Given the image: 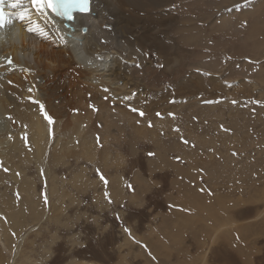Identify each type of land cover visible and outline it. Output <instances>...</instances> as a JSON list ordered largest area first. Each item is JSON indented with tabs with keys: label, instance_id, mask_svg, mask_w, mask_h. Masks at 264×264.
<instances>
[{
	"label": "rangeland",
	"instance_id": "374dc122",
	"mask_svg": "<svg viewBox=\"0 0 264 264\" xmlns=\"http://www.w3.org/2000/svg\"><path fill=\"white\" fill-rule=\"evenodd\" d=\"M182 5L185 11L179 12L183 14L180 18L191 19L188 22L192 28L196 25L192 30L194 44L190 46L188 59L193 72L190 73L193 74L194 79V83L192 81L189 85L190 96L186 97L190 100L184 103L183 96L178 93L183 87L181 80L184 78L185 69L179 68L174 74L162 73V76L156 80H147V83H153L149 87H156L155 90L161 89L165 92H172L176 88L177 90L172 92L176 93L174 95L176 98L169 100L163 96L157 105L150 106V114L145 113L144 116L138 114V117L134 118L114 117L111 114L107 115L98 106L95 107L96 110L91 114L92 121L90 120V124L93 123L95 127L87 131L93 145L92 153L84 155L85 153L78 149L73 156H69L72 154L70 152H64L69 157L66 155L57 157L59 148H48V156L50 154L51 158L49 157L50 169L46 173V178L43 169L37 166L36 160L31 158L24 165L23 160L17 163L19 171L24 172L36 187L37 196L34 200L38 199L36 202H41L43 205L40 208L42 215L37 217V220H34L31 217L33 213L27 210L21 216L27 224L22 229L24 243L20 249V263L47 264L57 260L60 261L58 264H185V262L202 264L204 254H200L201 251H198L197 243L194 242L199 235L192 230L190 222L184 230H179L183 217L188 219L192 212L193 215L195 213L194 216L200 217L202 213L194 204L190 207L192 204H189V195L185 193L183 187H180L183 183L180 182L181 180L178 181L179 177L174 170L167 163L165 165L163 159L158 158V153L163 155L165 152L163 156L178 166L182 165V169L187 170L192 167L189 171L197 173L198 170L200 171L198 173H205L191 174L194 180L203 181L201 186L203 185L205 190L208 189V197L214 196L210 201L212 207L214 204L213 208L210 204L213 210L221 209L222 212L224 206L220 208L219 203H229L230 212L227 211L225 215L229 214L234 218L235 215L240 214L238 216L240 223L243 220V223H246L254 216L259 217L254 227L248 229V232L245 231L244 236L238 237L234 234L233 243L221 241L207 246L204 263L264 264V219H262L264 218V0H190L191 7L189 4ZM184 16L186 17L183 18ZM207 32L209 36H206ZM177 38L178 44L184 45L183 38L178 35ZM195 41L198 46L195 45ZM199 45L204 48L199 49ZM154 82H157L156 85ZM228 84L232 87H228ZM240 84H244V89L241 88V91L238 86ZM247 93H252L253 96L247 97ZM233 100L236 101L235 104L232 103ZM253 100H258L260 103L254 104L251 102ZM190 104L192 107L195 104V108L189 107ZM168 108L170 109L167 112ZM157 111L161 116L156 115ZM187 111L190 113V119L186 121L189 123L188 126L180 124L172 126L168 123L166 129L161 130L153 121V118L158 121L169 118L172 122L184 123L182 117ZM79 112L86 113L83 106L80 107ZM170 113L173 115H169ZM68 114H65L66 117ZM134 121L145 123V126L149 125L146 127H151V130L158 129L156 130L158 132H152V135L146 130L138 133L129 126ZM102 124H107L108 127ZM171 129L176 132H172ZM54 135L57 137L60 135L62 138L64 136V139L72 137L67 131L56 132ZM159 137H163V144ZM184 140L188 143L185 144ZM26 150L32 152L30 148ZM149 152L155 155L150 157ZM227 161L229 164L226 166L229 167V171L231 169L232 174L230 178L222 177L221 172L218 174L219 171L224 172L222 169L226 167L224 165ZM239 162H243V165ZM1 163L3 162L0 160V170L4 169L0 172L2 182L0 206L3 199L10 200L13 198L10 195L13 194L15 203H18L21 197L14 193L17 183L9 178L8 169ZM236 167L240 169L237 170ZM254 167L256 169L253 171ZM207 169L216 173L210 172L208 175ZM238 172L237 185H240L241 191L237 189L233 180V173ZM257 172H260L258 176ZM101 174L107 180V185L100 179ZM204 179L215 181L213 182L215 186L212 184L215 188L209 190ZM53 184H56L58 191L51 196L48 191ZM251 185L255 188L251 189L249 187ZM223 188L226 190L224 191ZM250 189L256 190L251 193ZM221 190L223 192L216 196L215 193ZM171 201L176 202L178 206ZM54 207L58 209L55 210ZM177 207L182 210H177ZM9 211H0V216L7 222L10 221ZM163 217H167L169 221L165 223ZM204 219L201 221L200 217V220H197L201 221L196 228L199 232L205 224H208H204L206 222ZM125 229L130 231L126 232ZM189 245H191L188 247L190 254L187 255L185 248ZM201 257L202 263L199 260H191Z\"/></svg>",
	"mask_w": 264,
	"mask_h": 264
},
{
	"label": "bare ground",
	"instance_id": "6f19581e",
	"mask_svg": "<svg viewBox=\"0 0 264 264\" xmlns=\"http://www.w3.org/2000/svg\"><path fill=\"white\" fill-rule=\"evenodd\" d=\"M182 4H189V7H191L190 0H181L180 2L179 0H92V10L90 14H74L75 20L71 22L61 20L51 13H49L47 17H44L33 11L31 13L32 22L33 24H38L39 27L44 30L43 35L28 33L26 31V25L18 21L14 22L12 26H6L4 30L0 31V64L7 65V59L9 57L13 60L11 68L0 66V160L3 162L1 165L8 169L9 178L17 183L14 193L21 197L18 203L14 201V194L10 195L13 197H10V200L2 198L3 201L0 206V211L7 212L11 210V212L9 211L8 213V218H10L8 222L5 221L4 217L0 216V264H26L20 263V249L22 243H24L22 229L25 228L24 226L27 224H25L24 217L22 218L21 216L26 210L33 213L31 217H33L34 220H37V217L42 215L40 209L43 207L42 203L36 202L38 197L36 201L34 200L37 196L36 187L31 180H28L24 172L19 171V165L16 166L17 163L23 160L24 165V163L29 162L31 158L36 160L37 166L39 169H43V174L46 178V173L50 169L49 159L51 158L50 154L48 156V148H59L57 157H59V155L68 156L64 152H70V154H72L69 156H73V153L75 154L78 149L83 151L85 153L84 155L92 153L93 145L90 141V136L88 137L87 131L95 127L92 125L93 123L90 124V120L92 121L91 114L94 112L93 106H98L102 111H105L107 115L111 114L114 117L129 116L130 118H134L138 117L139 111L150 114V106L157 105L160 100H162L163 96L169 98V100H171L170 98H176L174 96L176 93H172L174 90H177L176 88L172 92L167 90V92H165V90L162 91L160 88L161 91L158 89L157 91L155 90L156 87H149L151 83H147V80H156L162 76V73L174 74L179 68L185 69L184 78L181 80V85L183 87H179L178 93L183 96L182 101L184 103L190 100L189 97L187 99L186 97L188 95L190 96L191 91L188 92V90H190L189 85L192 84L194 79L192 78V66L188 59L191 52L190 46L192 43L194 44V41L192 42V33L194 31L192 30L196 25L192 28L188 22V20L190 21L191 19H187L186 16L183 17H186L184 20L180 18L182 13L179 14V12L185 11ZM25 6H28L27 3ZM191 16L195 17L194 15ZM201 16H203V14H201ZM202 18L204 19V17ZM203 19L201 21H203ZM83 28L87 29L86 34L82 32ZM200 29L201 27L199 30ZM202 30L200 32H202ZM203 32H205V30ZM196 33L198 32L196 31ZM14 34H16L15 38H13ZM177 35L183 38L184 45L181 46L178 44ZM209 35L210 34L207 32L206 36ZM61 37H63V39H61ZM196 39L199 40L198 37ZM205 39L202 41L204 42ZM196 42L197 41H195V45L198 46ZM183 46L186 47L183 48ZM201 46L199 49L204 48ZM205 49H207V47ZM202 53L204 52L202 51ZM138 64L140 67L136 66ZM9 81H11V84ZM156 83L157 82H154L155 85ZM238 86L239 91H241L244 84ZM105 88L109 89V91L105 92ZM29 89H31V91H29ZM241 93L240 95H242ZM181 96L178 98L180 99ZM246 96L250 97L253 96V94L247 93ZM33 100L39 101V103L45 105V110L54 118L53 125L49 126L47 124V121L43 118V114L40 111L39 104L32 103ZM192 105L190 104L189 107L195 108L196 105L194 104L193 107ZM81 106L84 107L85 114L79 112ZM132 108H136L139 111L133 112L131 111ZM169 109L170 108L165 110L168 112ZM165 112L166 111H164V114ZM66 113H69L67 117L65 115ZM9 116L12 117L11 120L8 119ZM182 118L184 119V123L172 122L169 118H165V120L161 121L153 118V121L157 123L156 126L161 130L166 129V124L168 125V123L172 126H177L178 124L181 126H188L189 123H187V120L190 119V113L187 111ZM249 122L253 124L252 121ZM115 123L117 124V122ZM130 124L129 126L138 133L146 130L149 131L147 132L148 134L152 135V132H158L156 131L158 129L154 128V130H151V127H146L149 125L145 126V123L141 124L139 121H134ZM227 125L230 126V124ZM102 126L108 127L107 124H102ZM231 127L232 126H230V128ZM117 128L119 129L120 126ZM60 131L70 132L72 137L64 139V136L62 138L60 135L58 137L55 136L56 134L54 135V133ZM172 132L176 131L173 130ZM160 138L161 137H159V139ZM162 139L163 137L160 139L161 144H163ZM27 148L32 149V152L30 150L31 154L29 150H26ZM159 148L160 147H158V149ZM163 151H165V149ZM158 155V158L165 161V165L167 163V165L174 170L177 177H179L178 181L181 180L180 182L183 183L180 187H183L185 193L189 195H187L190 201L189 204H192L190 207H193L194 204L202 213V216H200L201 221L205 218L204 221L206 220V222L203 221L204 224L208 223L205 224L199 232V230L196 229L198 223H201V221H197L200 220L199 215L194 216L195 213L193 215L192 212L191 216L188 215V217L190 216L188 219L183 217L185 214L183 216L180 215L183 218L181 219L182 225L179 227V230H184L190 222L192 230L196 231L195 233L198 234L199 236H197L200 238L194 240V242L197 243L196 248L198 251H201L200 254H204L203 263L201 262L202 257L200 259L192 258V261L199 260L202 264H206L204 260L207 256V251L205 249L207 246L214 245L217 242L220 243L221 241L233 243L235 239L234 234L238 237H241L240 235L244 236L245 231L248 232V229L254 227L255 221L259 219L258 216H254V218L246 223H243L244 220H241L242 222L240 223L238 217L240 214L235 215L234 218L229 214L225 215L228 208L231 207L229 203H226L228 206L219 203L220 208L224 206L222 212H220L221 209L213 210L214 204L212 207L210 201L214 196H207L209 194L207 191L208 189L205 190V187H203V185L201 186L202 180H194L193 175H195L194 173L196 172L192 170H190L192 172L189 171L192 167L190 166L191 168L187 170L182 169V165H179V167L161 153H158ZM81 156H83V153ZM62 158L64 160V157ZM197 160L198 159H196V161ZM54 163L58 162L54 161ZM157 163H159V161ZM227 164H229L228 161L225 163L224 167ZM195 165H198V163H195ZM250 168L252 169V167ZM209 169L215 171L212 168ZM238 169L240 168L238 167L237 170ZM254 169L256 168L254 167L253 171ZM3 170H0V172ZM222 170H224V172L219 171L218 173H223L222 177H232L230 172L231 169L229 171L228 166ZM213 171L209 170L207 174L209 175L210 172L213 174L216 173ZM256 171H258V169ZM198 172L200 171L197 170L196 174H205ZM258 173L260 172H257V176ZM237 175H239V172L233 173V180L236 185L238 184ZM204 180L207 182L209 190L215 186L213 184L215 181L212 182L211 179ZM140 181L143 180L140 179ZM1 183L0 181V184ZM55 185L56 184H53V187L48 191L51 196H54L56 191H58ZM239 186L237 185L236 187L241 191V187ZM249 187L252 189L253 186L251 185ZM254 188L255 187H253V189ZM251 189V193H254L256 190L251 191ZM223 190L225 191L226 188H223ZM209 192L211 193V191ZM222 192L221 190L219 193L215 194L217 196ZM6 194H8V192H6ZM175 206H178V204H175ZM54 209L56 210L58 208L54 207ZM178 209L177 207V210ZM180 210L182 209H179V211ZM193 211L195 212V210ZM180 213L183 214L185 212ZM257 214L259 213L257 212ZM171 216H173V214H171ZM171 216H169V218H171ZM166 218H164L165 223L169 221V219L167 220ZM221 218L223 219L220 220ZM152 230L154 231V229ZM195 233L193 232L194 235ZM25 235L26 233L24 237ZM181 239L183 238L181 237ZM177 240H179V238ZM190 246L191 245L186 246L185 248L187 255L188 253L190 254V249H188ZM203 251H205V253ZM186 260H188V258H186ZM27 262H29V259H27ZM59 262L60 261L54 260L52 263L47 264H58ZM185 264L188 263L185 262ZM196 264L199 263L196 262Z\"/></svg>",
	"mask_w": 264,
	"mask_h": 264
},
{
	"label": "snow or ice",
	"instance_id": "6c2138e0",
	"mask_svg": "<svg viewBox=\"0 0 264 264\" xmlns=\"http://www.w3.org/2000/svg\"><path fill=\"white\" fill-rule=\"evenodd\" d=\"M91 2L92 0H0V31L4 30L6 26H12L14 22L18 21L21 24L26 25V31L28 33L43 35L44 30L41 29L38 24H33L32 22L31 13L33 11L44 17H47L48 14L51 13L53 16L58 17L61 20L71 22L75 20L74 14H90L92 10ZM26 3L28 5L27 7L25 6ZM15 35L16 34L13 35V38H15ZM61 39H63V37H61ZM249 63H252V61H249ZM12 65L13 60L10 57L7 59V65L0 64V66H5L6 68H11ZM136 66L140 67L139 64ZM9 83L11 84V81H9ZM227 86L232 87L231 84H228ZM29 91H31V89H29ZM104 91L108 92L109 89L105 88ZM172 102L174 103L175 101ZM251 102L254 104L260 103L258 100H253ZM32 103L39 104L43 118L47 121L49 126L53 125L54 118L45 110V105L36 100H33ZM209 103H212V101H209ZM232 103L235 104L236 101L233 100ZM93 110H96L94 106ZM131 111L138 112L139 110L132 108ZM139 115L144 116L145 113L143 111H139ZM156 115L159 117L161 116V113L157 112ZM169 115L173 114L170 113ZM8 119L11 120L12 117L9 116ZM177 131L179 130L177 129ZM184 143L187 144L188 141L184 140ZM148 155L151 157L154 156L155 153L149 152ZM5 171H7V169H5ZM100 179L105 183V185H107L108 182L102 174L100 175ZM105 195L107 196V193H105ZM47 202V198L45 197V204H47ZM125 231L129 232L130 230L125 229Z\"/></svg>",
	"mask_w": 264,
	"mask_h": 264
},
{
	"label": "water",
	"instance_id": "95a60500",
	"mask_svg": "<svg viewBox=\"0 0 264 264\" xmlns=\"http://www.w3.org/2000/svg\"><path fill=\"white\" fill-rule=\"evenodd\" d=\"M82 32H83L84 34H86V33H87V29H86V28H83V29H82Z\"/></svg>",
	"mask_w": 264,
	"mask_h": 264
}]
</instances>
